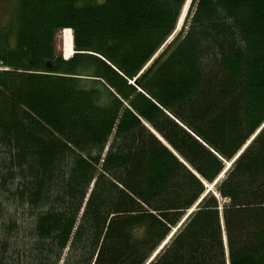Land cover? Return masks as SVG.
Wrapping results in <instances>:
<instances>
[{
	"label": "trees",
	"instance_id": "trees-1",
	"mask_svg": "<svg viewBox=\"0 0 264 264\" xmlns=\"http://www.w3.org/2000/svg\"><path fill=\"white\" fill-rule=\"evenodd\" d=\"M186 2L0 23V264H264V0Z\"/></svg>",
	"mask_w": 264,
	"mask_h": 264
},
{
	"label": "rangeland",
	"instance_id": "rangeland-1",
	"mask_svg": "<svg viewBox=\"0 0 264 264\" xmlns=\"http://www.w3.org/2000/svg\"><path fill=\"white\" fill-rule=\"evenodd\" d=\"M16 2H17V0H0V23H2V28H3V26H5L7 23H8V20H9V16H8V13L10 12V11H13L12 10V8H14V6L13 5H15L16 4ZM185 14H186V12H185ZM1 25V24H0ZM183 26H181V28H182ZM181 28H180V30H181ZM179 30V29H178ZM63 32L64 31H62V30H60L59 31V33L57 34V36H56V44H55V48H56V54H57V56L59 55V56H64V55H67V54H64V51L62 50V47H63V40H62V37H63ZM179 33V32H178ZM230 164H232V163H230ZM231 166V165H230ZM227 168V167H226ZM228 169V168H227ZM227 169H225V171L227 170ZM225 171H224V173H225ZM223 177H224V175H223ZM223 177H221V178H223ZM218 182V181H217ZM212 185H210V187H211ZM208 191H212V192H214L215 191V186L213 187V188H211V189H209L208 188ZM167 243V242H166ZM165 243V244H166ZM164 244V245H165ZM164 245H162V247L164 246ZM162 248H160L159 250H161ZM159 250H158V252H159ZM157 252V253H158Z\"/></svg>",
	"mask_w": 264,
	"mask_h": 264
},
{
	"label": "bare ground",
	"instance_id": "bare-ground-1",
	"mask_svg": "<svg viewBox=\"0 0 264 264\" xmlns=\"http://www.w3.org/2000/svg\"><path fill=\"white\" fill-rule=\"evenodd\" d=\"M187 6H188V4H187ZM186 6V7H187ZM182 21H183V18L181 19V21H180V26L182 25L181 23H182ZM62 40H63V47H62V50L67 54V56H71L73 53H74V49H73V47H74V40H73V32H72V30L71 29H68L67 28V30H65L64 32H63V37H62ZM147 66V65H146ZM157 135H159L158 133H156ZM160 136V135H159ZM161 137V136H160ZM162 138V137H161ZM188 165V164H187ZM230 163L228 164V166H227V168H229L230 167ZM189 167V166H188ZM226 168V169H227ZM223 175H224V171H223V174L218 178V179H220L221 177H223ZM215 183V182H214ZM213 183V185L210 187V185L209 184H206L207 185V187L209 188V189H211V188H213L216 184H214ZM200 202V201H199ZM198 202V203H199ZM198 203L197 204H195L194 206H193V209L192 210H190L189 211V213L184 217V221L187 219L186 217L189 215V214H191L195 209H196V207H197V205H198ZM177 231V228L172 232V234L170 235V236H173V234H174V232H176ZM170 238V237H169ZM169 238H168V240H169ZM167 240V241H168ZM166 241V242H167ZM165 242V243H166ZM164 243V244H165ZM163 244V245H164ZM162 248V247H161Z\"/></svg>",
	"mask_w": 264,
	"mask_h": 264
},
{
	"label": "water",
	"instance_id": "water-1",
	"mask_svg": "<svg viewBox=\"0 0 264 264\" xmlns=\"http://www.w3.org/2000/svg\"><path fill=\"white\" fill-rule=\"evenodd\" d=\"M169 42H170V41H169ZM169 42H168V43H169ZM168 43H167V44H168ZM157 56H158V54L155 56V58H157ZM155 134H156V133H155ZM156 136L159 137V139H160L163 143H165V141H164L159 135L156 134ZM165 145H167V146L169 147V145H168L167 143H165ZM218 180H219V179H217V180L215 181L214 184H216Z\"/></svg>",
	"mask_w": 264,
	"mask_h": 264
}]
</instances>
